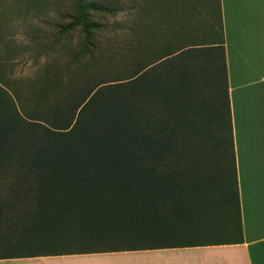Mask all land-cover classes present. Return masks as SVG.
Listing matches in <instances>:
<instances>
[{
  "label": "trees",
  "instance_id": "1",
  "mask_svg": "<svg viewBox=\"0 0 264 264\" xmlns=\"http://www.w3.org/2000/svg\"><path fill=\"white\" fill-rule=\"evenodd\" d=\"M72 2L64 73L0 78V261L241 244L220 0L217 42L183 52L137 0ZM123 13L122 49L91 41Z\"/></svg>",
  "mask_w": 264,
  "mask_h": 264
},
{
  "label": "crops",
  "instance_id": "2",
  "mask_svg": "<svg viewBox=\"0 0 264 264\" xmlns=\"http://www.w3.org/2000/svg\"><path fill=\"white\" fill-rule=\"evenodd\" d=\"M242 243L0 264H264V0H220Z\"/></svg>",
  "mask_w": 264,
  "mask_h": 264
},
{
  "label": "rangeland",
  "instance_id": "3",
  "mask_svg": "<svg viewBox=\"0 0 264 264\" xmlns=\"http://www.w3.org/2000/svg\"><path fill=\"white\" fill-rule=\"evenodd\" d=\"M115 1L130 6L129 0ZM137 2L144 9L142 20L151 46L199 51L219 39L214 0ZM72 4V0H0V78L7 86L26 95L36 77H44L50 68L61 72L79 51L80 33L58 35L60 27L70 22ZM129 20L133 17L126 13L98 19L105 29L91 41L98 40L105 51L122 49L126 37L121 24Z\"/></svg>",
  "mask_w": 264,
  "mask_h": 264
}]
</instances>
